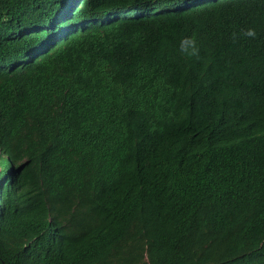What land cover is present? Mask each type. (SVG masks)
<instances>
[{
    "label": "trees",
    "instance_id": "1",
    "mask_svg": "<svg viewBox=\"0 0 264 264\" xmlns=\"http://www.w3.org/2000/svg\"><path fill=\"white\" fill-rule=\"evenodd\" d=\"M0 264H264V0H0Z\"/></svg>",
    "mask_w": 264,
    "mask_h": 264
},
{
    "label": "clouds",
    "instance_id": "2",
    "mask_svg": "<svg viewBox=\"0 0 264 264\" xmlns=\"http://www.w3.org/2000/svg\"><path fill=\"white\" fill-rule=\"evenodd\" d=\"M249 34H251V33H249Z\"/></svg>",
    "mask_w": 264,
    "mask_h": 264
}]
</instances>
